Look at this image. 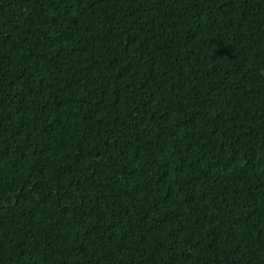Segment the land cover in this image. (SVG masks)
<instances>
[{
	"label": "trees",
	"instance_id": "obj_1",
	"mask_svg": "<svg viewBox=\"0 0 264 264\" xmlns=\"http://www.w3.org/2000/svg\"><path fill=\"white\" fill-rule=\"evenodd\" d=\"M0 264H264V0H0Z\"/></svg>",
	"mask_w": 264,
	"mask_h": 264
}]
</instances>
